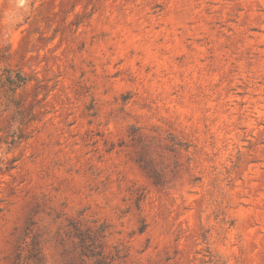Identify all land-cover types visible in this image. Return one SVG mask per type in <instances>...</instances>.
Wrapping results in <instances>:
<instances>
[{"label":"rangeland","instance_id":"rangeland-1","mask_svg":"<svg viewBox=\"0 0 264 264\" xmlns=\"http://www.w3.org/2000/svg\"><path fill=\"white\" fill-rule=\"evenodd\" d=\"M0 264H264V0H0Z\"/></svg>","mask_w":264,"mask_h":264}]
</instances>
